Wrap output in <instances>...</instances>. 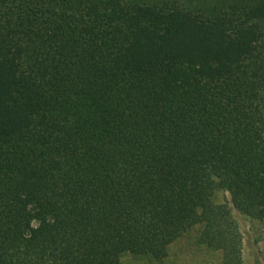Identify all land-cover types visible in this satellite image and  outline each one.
<instances>
[{"label": "trees", "instance_id": "obj_1", "mask_svg": "<svg viewBox=\"0 0 264 264\" xmlns=\"http://www.w3.org/2000/svg\"><path fill=\"white\" fill-rule=\"evenodd\" d=\"M233 212L264 227V0H0V264L160 260L197 224L244 264Z\"/></svg>", "mask_w": 264, "mask_h": 264}, {"label": "rangeland", "instance_id": "obj_2", "mask_svg": "<svg viewBox=\"0 0 264 264\" xmlns=\"http://www.w3.org/2000/svg\"><path fill=\"white\" fill-rule=\"evenodd\" d=\"M228 194L217 191L212 196L214 204L227 202ZM243 239L244 264H264V227L251 222L245 216L233 212ZM203 225L197 224L175 239L166 249L163 259L149 256L123 254L120 264H221L219 250L207 248L199 242Z\"/></svg>", "mask_w": 264, "mask_h": 264}]
</instances>
